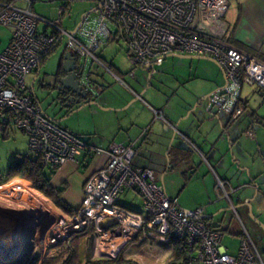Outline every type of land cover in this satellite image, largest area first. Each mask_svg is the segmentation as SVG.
<instances>
[{"label":"built area","instance_id":"obj_1","mask_svg":"<svg viewBox=\"0 0 264 264\" xmlns=\"http://www.w3.org/2000/svg\"><path fill=\"white\" fill-rule=\"evenodd\" d=\"M17 2L26 7H17ZM32 5L31 0H0V26L12 30L7 47L0 52V133H22L28 139L29 152L40 157L45 165L61 167L66 162H76L80 153L89 149L43 114L24 83L25 76L38 71L62 39L65 52L75 57L80 68V85L84 90L91 84L89 72L93 63L106 69L96 52L119 36L133 68H149L171 55L212 60L222 71L226 88L210 96L207 110L212 105L225 111L234 107L232 113L237 117L242 111L238 106L242 85H254L264 93V64L223 41L228 0H98L99 8L96 6L89 13L94 16H83L74 34L38 17ZM66 10L59 8L58 17L65 15ZM111 22L117 26V33L110 29ZM40 23L43 30L38 29ZM84 74L86 80H82ZM135 154L132 145L109 146L104 165L85 181L81 205L65 225L67 235L58 238L51 232L50 243L90 230L95 240L122 242L110 260L135 242L170 247L172 258L168 264H261L245 230L237 255L230 256L221 245V234L206 223L203 211L180 209L176 200L169 199L162 187L156 185L150 171L133 165ZM11 183L14 181L5 185ZM21 188L22 184L15 182L12 194L20 197ZM223 188L224 183L217 181V189ZM124 190L141 196L143 214L115 204L116 196ZM224 197L227 199L226 194ZM174 243L178 257H174ZM91 249L93 254L94 246Z\"/></svg>","mask_w":264,"mask_h":264},{"label":"crops","instance_id":"obj_2","mask_svg":"<svg viewBox=\"0 0 264 264\" xmlns=\"http://www.w3.org/2000/svg\"><path fill=\"white\" fill-rule=\"evenodd\" d=\"M224 19L227 32L223 41L264 64V0H228V9ZM105 46L106 44L103 47ZM98 51L96 53L105 66L100 55L101 52ZM189 60H207L204 70H200V73L196 70L193 78L209 89L206 96L213 95L217 89L223 86V73L220 69V72L218 71V67H215L216 64L212 60L208 58ZM164 61L163 59L160 63ZM211 61L212 63H208ZM59 64H62V59ZM152 66L144 69L152 70ZM195 67L199 69L198 65ZM195 67L190 64V70H195ZM91 68L92 65L89 75ZM113 68L118 71L115 67ZM102 69L108 71L116 81H119L117 80L119 77L110 69ZM38 72L39 70L36 71V73ZM129 77L133 79L134 74L132 73V76ZM119 82L122 83V80L120 79ZM185 82L180 78L174 79L176 87L182 86ZM244 87L242 85L240 88L238 106L242 108V111L237 117H234L232 112L224 111L213 105L207 111L209 101L204 99L206 96L201 97L205 103L204 109L198 110L197 105L201 100L198 94L181 97V94L172 88L166 93L167 95L159 92L155 94L156 96L148 97L150 101L157 103L158 108H153L141 100V95L131 90L135 100L142 101L146 107L141 109L116 108L118 110L115 114L122 112L118 116L107 113L110 109L90 111L95 124L92 132L81 130L79 127L70 130L64 128L89 147L80 153L76 162H66L57 168L51 177V187L57 191L61 190V201L72 212L71 215H64L70 218L76 213L81 205L86 179L104 165L107 159L106 152L112 144L132 145L136 150L134 156L136 160L133 165L136 168L150 171L156 185L162 187L165 194L164 182L166 181L172 194L176 195L175 199H170L176 200L178 207H182V210L199 207L204 213L202 207L204 203L198 202L196 199L199 194L193 188L195 185L208 190L211 195L220 191L223 197L226 194L229 202L231 196L239 189L246 188L252 192L262 190L264 188V93L255 87L256 90L244 95ZM30 92L35 98L32 90ZM255 94L261 98V102L255 99ZM35 100L37 101L36 98ZM122 103L119 105L122 106L125 102ZM154 111L158 113V116H155ZM110 119L111 124L107 122ZM260 122L262 123L260 124ZM106 131L109 133H105ZM249 132L252 133V136L248 135ZM87 133H93V135L90 134L91 138L88 137L89 141L80 137L88 136ZM96 133L100 135L99 138ZM93 148L100 149L101 152L95 153ZM217 181L224 183L223 191L217 189ZM189 187L190 189H188ZM131 191L130 194L137 198L139 194ZM213 196L208 204L216 205L217 202H214ZM246 197L248 196L244 198ZM38 199L42 200L39 197ZM246 201L250 203V200L247 199L244 205ZM43 202L47 208H43L42 213L40 212L41 219L51 217L49 204ZM115 204L126 211L140 214L128 206L117 203L116 200ZM4 215L8 216L5 212ZM203 216L209 224L210 217ZM39 220L37 221L38 230L43 227H41L43 220L40 224ZM82 252L83 247L80 245V261H84ZM48 257L49 255L43 257L40 254L32 261V264H45ZM130 257L133 255L130 254L128 258Z\"/></svg>","mask_w":264,"mask_h":264},{"label":"rangeland","instance_id":"obj_3","mask_svg":"<svg viewBox=\"0 0 264 264\" xmlns=\"http://www.w3.org/2000/svg\"><path fill=\"white\" fill-rule=\"evenodd\" d=\"M31 1L33 2L32 11L38 17L57 23L67 31H73L80 23L81 17L87 16V13L97 6L98 0ZM16 6L19 8L26 7L23 2H17ZM61 7H65L67 10L65 15L59 19L57 17V12ZM93 16V13L89 14V17ZM109 27L113 32H118V28L114 23H109ZM38 29L43 30L44 25L40 23ZM11 34L12 30L10 28L0 26V52L7 47ZM65 50V40L62 39L44 62H42L39 67V72L36 73L35 71L28 73L25 76L24 83L28 91L31 90V83L33 84L32 92L39 102L43 114L47 118L55 121L60 127L68 130L79 127L81 130L92 132L95 124L90 111H104L110 109L107 113L118 116L121 115L122 112H117V114H115L116 110H118L116 108L124 109L127 107L126 109H141L146 107L142 101L135 100L131 90L141 95V100L153 108H158L157 103H153L148 97L150 95L154 96L159 92L166 94L169 92V89L172 88H174L178 94H181V97H191L192 94H198L200 96L199 98H201L206 96L209 92V89L202 84H199L196 79H193L196 70H198L199 73L200 70H204L207 60H189L185 58L167 57L164 59L165 61L163 63L153 64L150 72L141 67L132 68L126 55V47L121 38L116 36L115 38H111V40L106 43V46H102L98 52H101L100 55L103 58L106 68L110 69L115 75H117L119 79L122 80L123 84L116 81L108 71L103 70L93 63L89 75V80L91 81L89 93L85 98H77L69 105V102L63 100L62 96L59 97L57 91L54 89V75L59 68V63ZM208 63H212V61ZM190 64H193L194 67L198 65L199 69L195 67V70H190ZM215 67L217 68L216 65ZM217 69L220 72L219 68ZM129 73L134 74L133 79L129 77ZM175 78H180L186 82L182 84V86L176 87L174 85ZM82 80H86L85 74L82 76ZM244 86V95L247 92L250 93V91L253 92L256 90L254 85L245 84ZM145 94L146 96H144ZM255 99L261 102V98L257 96V94H255ZM122 102H125L124 105H119L123 104ZM165 102L166 100L164 103ZM199 102L197 108L198 110H203L205 103L202 98ZM252 103L251 105L253 106ZM96 120L102 121L100 119ZM107 122L109 124L112 123L111 119ZM261 123L262 122H260V124ZM96 125H98V123H96ZM105 133L109 132L106 131ZM87 134L89 135L80 137L85 141H89L88 137L90 136L91 138L93 133ZM98 136L100 135L98 134L97 137ZM26 156H30L28 151V139L22 133L13 131L9 133L8 137H4V135L0 133V174H4L11 163L19 161ZM135 160L136 158H133V163ZM12 181H14V183L22 184V193L20 194V197L12 194L11 190L14 187V183L1 186L0 211L8 214L7 217H9V219H17V217L21 215L24 218L28 217L29 221L27 220L28 225L21 233V236L23 237L22 250L21 248H18V250L16 249V252L9 257H6L7 255L3 254V259L6 258V261L4 263L0 262V264H32V261L40 254L43 257L48 255L49 257L51 255L53 256L56 245L59 241L55 240L53 243H50L49 236L51 232L55 235L60 233L59 238H63L66 235L65 231L67 228H65V225L69 222V218L64 215L65 213L58 210L51 201L43 197L40 193L30 189L29 186L33 188L31 183L29 184L21 179H13ZM164 184L166 196L169 199H175L176 195L174 196L172 194L169 188L170 186L166 181ZM193 188L199 194L196 198L197 201L204 203V205H202L204 210L203 215L210 217V226L214 227L221 234V245L226 249L227 253L230 256L237 255L240 241L242 239V233L243 230H245L259 254L261 264H264V228H262V226H264V188L258 192H252L250 189L246 188L239 189L231 196V203L223 197V194L220 191L218 193L215 192L213 196L204 188H202V190L201 187L196 185L193 186ZM188 189H190V187ZM137 196L139 198L132 196L130 190H124L116 196L115 200L117 203L128 206L131 210L143 214L142 199L140 195ZM212 196L214 202H217L216 205L211 203L208 204V201L212 199ZM245 196L248 197L244 198ZM38 197L49 204V208L51 209H49V215H51V217H44V219H41V213L43 210L42 208H38L40 205ZM247 199L250 200L249 204L251 207L250 212L252 218L249 215L247 206L244 205V202ZM37 204L39 205L37 206ZM181 208L182 207H180V209ZM196 209L200 208L198 207ZM196 209L184 210L193 211ZM253 219L258 221L259 224ZM38 220L39 224L43 220V222H41V227H43L40 230L36 228L37 224L34 226ZM12 234H14V232L10 233L9 236H4L3 240H6L7 242L13 237ZM259 236L261 237L260 240H258ZM82 239L83 238L79 240V251L80 245L83 247L82 256L84 257V261H82V263L85 261L97 260L107 262L114 261L110 260V256L98 252L94 253V257L91 249L93 239L91 233L86 239L84 238L83 241ZM63 240L65 239H62L61 241ZM130 254L133 255V257L128 258ZM117 257L121 260L112 264H168L172 258V253L170 247L160 244H137L134 242L121 249ZM123 259L130 263L125 262Z\"/></svg>","mask_w":264,"mask_h":264},{"label":"trees","instance_id":"obj_4","mask_svg":"<svg viewBox=\"0 0 264 264\" xmlns=\"http://www.w3.org/2000/svg\"><path fill=\"white\" fill-rule=\"evenodd\" d=\"M2 1L6 2L8 0H2ZM96 56L98 57V59H100V57L98 56V53H96ZM149 72H150V69H149ZM57 74H58L57 76H60L62 74L61 64L59 65ZM3 135L4 137L9 136V134H6V133ZM57 168L59 167L45 165L40 157L30 153V156L23 157L19 161H15L11 163L8 166L7 170L4 172V174H0V186H3L9 183L13 179H21V180L27 181L31 183L35 191H37L43 197L51 201L56 208H58L65 214L71 215L72 212L69 211L68 208L65 206V204H63V202L61 201V197H60L61 190H58V191L54 190L50 185L51 177L54 175ZM205 221L208 224L207 222L208 220L205 219ZM210 227L215 229L212 226ZM89 235H90V230H84L81 232L72 233L65 240L59 241L56 245L53 256L46 259L44 263L45 264H55V263L57 264H109L106 261H101V260L85 261L84 263L80 261L79 240L81 238L86 239ZM175 256L176 257L179 256L178 246L176 243H174V257ZM119 260L121 259L117 257L112 262L116 263ZM124 261L130 263L129 261H126V260Z\"/></svg>","mask_w":264,"mask_h":264},{"label":"bare ground","instance_id":"obj_5","mask_svg":"<svg viewBox=\"0 0 264 264\" xmlns=\"http://www.w3.org/2000/svg\"><path fill=\"white\" fill-rule=\"evenodd\" d=\"M38 205L39 204H37V206ZM45 205L46 204L43 201H40V205L38 208H42V209L44 208L45 209V208H47ZM27 220H28V217L24 218L21 215H19L17 217V219H15V218L9 219V217L4 215L3 211H0V240H1V244H2V245L0 244V262L1 263H4L6 261L5 260L6 258L3 259V256H2L3 254L13 255V253L16 252V249L18 250V248H21V250H22L23 237L21 236V233H22L23 229H25L26 226L28 225ZM36 224H37V222L35 223L34 226H36ZM65 228H67V227H65ZM12 232H14V234H12L13 237L10 238L7 242H6V240L4 241L3 237L9 236L10 233H12ZM67 232H68V229H66V231H65L66 235H67ZM56 236L59 238L60 233L56 234ZM121 243H122L121 241L108 242V240H104V239H96L95 240V238H94V239H92V247L94 246L93 252L94 253H96V252L102 253L103 255H106V256L107 255L108 256H114V254L116 252H118V250L121 246ZM94 253H93V255L95 257ZM100 256H102V255H100Z\"/></svg>","mask_w":264,"mask_h":264},{"label":"water","instance_id":"obj_6","mask_svg":"<svg viewBox=\"0 0 264 264\" xmlns=\"http://www.w3.org/2000/svg\"><path fill=\"white\" fill-rule=\"evenodd\" d=\"M96 8L98 9L99 6H97ZM90 12H88L87 14H89ZM82 18H83V16L81 17V21H82ZM81 21H80V23H81ZM78 26H76L75 29L73 31H71L72 34L75 33V31H76ZM169 57H176V58H180V59H184V58L185 59H207V58H204V57L182 56V55H171ZM61 59H62L61 69H62V72L65 74V77L62 78V79L57 80V78H58L57 75L58 74H57V72L55 73V75H54V78H55L54 89L57 91L58 95L63 93V91H64V92H67V93L75 94L77 98H85L87 96V94L89 93V91H90L91 84L89 85V87H87L86 90H84L83 87H81L80 80H81V75L82 74L80 72L79 76L75 75V72H74V69H75L74 60H73V57H72L71 53L65 52ZM157 64H159V63H157ZM223 79H224L223 86L220 87L219 89H217L216 92H220V91H222L223 89L226 88V80H225L224 75H223ZM32 86H33V84L31 83V90H32ZM210 96L211 95H208L204 99H209ZM63 100H67L69 102V105H70V103L73 102L75 99L74 98H70V99L65 98ZM195 107H196V105L193 107V110L195 109ZM233 108L234 107H230L229 108L230 112L233 111ZM207 111H209V110H207ZM245 205L247 206V208L249 210V215L252 218L251 212H250V208L251 207H250L249 202L246 201ZM253 220L255 222H258L255 219H253ZM258 224H259V222H258ZM101 225L105 226V223L102 222ZM262 228H264V226H262ZM260 239H261V237L259 236L258 240H260ZM9 256L10 255H7L6 257H9Z\"/></svg>","mask_w":264,"mask_h":264},{"label":"flooded vegetation","instance_id":"obj_7","mask_svg":"<svg viewBox=\"0 0 264 264\" xmlns=\"http://www.w3.org/2000/svg\"><path fill=\"white\" fill-rule=\"evenodd\" d=\"M72 57H73V56H72ZM73 60H74V67H75V69H74L75 75H76V76H79V73L81 72V71H80V68H79V66H77V62H76L75 57H73ZM64 77H65V74L63 73V76H62V74H61L60 76H58L57 80L62 79V78H64ZM55 87H56V86H55ZM60 96H62L63 99H65V98H67V99H70V98L77 99V97H76L75 94L67 93V92H64V91H63V93L60 94ZM60 96H59V97H60Z\"/></svg>","mask_w":264,"mask_h":264}]
</instances>
